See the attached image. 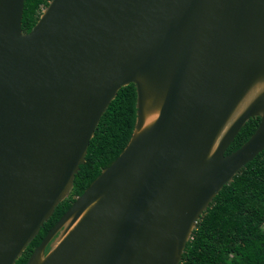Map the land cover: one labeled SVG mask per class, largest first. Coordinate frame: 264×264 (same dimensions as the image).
<instances>
[{"label":"water","instance_id":"obj_1","mask_svg":"<svg viewBox=\"0 0 264 264\" xmlns=\"http://www.w3.org/2000/svg\"><path fill=\"white\" fill-rule=\"evenodd\" d=\"M24 1L0 0V264L68 197L130 84L127 145L25 264H180L213 199L264 150V0H50L28 33Z\"/></svg>","mask_w":264,"mask_h":264},{"label":"trees","instance_id":"obj_2","mask_svg":"<svg viewBox=\"0 0 264 264\" xmlns=\"http://www.w3.org/2000/svg\"><path fill=\"white\" fill-rule=\"evenodd\" d=\"M50 0H25L22 31L28 33ZM133 84L121 88L101 117L73 188L54 209L15 264H25L35 247L75 198L107 168L127 145L136 118ZM259 118L249 119L225 155L240 148L255 132ZM180 264H264V150L225 185L197 222Z\"/></svg>","mask_w":264,"mask_h":264}]
</instances>
